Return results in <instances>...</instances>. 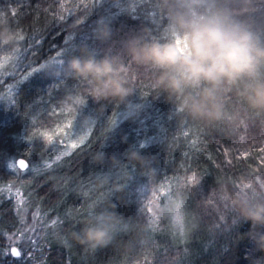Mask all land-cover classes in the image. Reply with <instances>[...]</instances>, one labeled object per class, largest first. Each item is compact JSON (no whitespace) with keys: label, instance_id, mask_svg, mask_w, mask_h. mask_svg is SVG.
<instances>
[{"label":"trees","instance_id":"16d2710c","mask_svg":"<svg viewBox=\"0 0 264 264\" xmlns=\"http://www.w3.org/2000/svg\"><path fill=\"white\" fill-rule=\"evenodd\" d=\"M100 16L112 21L114 40L144 27L167 38V21L155 11L154 0H0V21L24 36L17 46L19 59H7L15 49L0 50V74L11 72L0 79V264H33L11 255L12 246L22 252L35 247L37 264H253L264 254L255 251L251 240L240 238L250 225L229 230L231 217L215 211L211 199L204 212L201 201L220 179L246 175L264 183V113H250L248 128L235 132L226 125L192 121L172 113L173 105L153 87L152 74L137 69L134 99L142 98L145 109L139 118L125 119L119 102L104 101L101 107L87 97L81 82L47 78L41 64L65 58L84 41L97 46L92 28ZM77 90L82 104L63 111L69 107L62 98ZM232 101L233 107L240 106L237 98ZM58 125L63 131H57ZM141 141L148 142L143 154L155 155L159 193L143 200L136 185L116 192L124 184L119 177L127 167L123 161L115 169L119 183L102 187L97 180L101 166L93 162L97 153L104 148L109 156L123 159L126 149ZM72 142L79 146L69 148ZM62 152L68 154L55 161ZM19 157L27 168L16 166ZM193 174L197 184L191 182ZM181 184L191 189L183 235L171 220L152 216L153 203H162ZM113 200L117 211L135 223L141 239L133 242L135 233L122 234L97 250L78 243L73 233L80 221L93 206ZM24 225L38 232L36 244H10L6 236H15Z\"/></svg>","mask_w":264,"mask_h":264},{"label":"clouds","instance_id":"9594fccd","mask_svg":"<svg viewBox=\"0 0 264 264\" xmlns=\"http://www.w3.org/2000/svg\"><path fill=\"white\" fill-rule=\"evenodd\" d=\"M154 8L167 21L166 39L144 27L114 40L112 21L100 16L92 28L97 46L81 42L70 55L46 62L40 70L49 79L81 82L96 104L119 102L125 119L135 120L145 109L142 98L134 99L136 70L143 69L152 74L153 87L173 105L172 113L209 125H226L233 132L247 129L250 113H264V0H154ZM18 44L15 30L0 21V45L16 49ZM233 97L240 106H232ZM61 102L65 107H79L82 93H67ZM147 145L141 141L139 146H129L123 159L109 156L102 148L93 158L101 166L100 185L119 183L115 169L123 161L127 167L119 177L124 184L115 191L136 185L141 199L152 200L159 186L155 155L142 151ZM109 162L112 166L105 168ZM141 187L145 191L140 192ZM190 192L183 184L175 186L162 203H153L152 216L172 221L178 211L183 212ZM209 199L215 211L231 217L229 230L248 223V231L240 238L251 240L255 251L264 254V183L246 175L220 179L201 201L206 213ZM118 207L114 200L93 206L73 238L91 250L114 244L122 234L135 233L133 242L139 241L142 234ZM253 264H264V256L254 258Z\"/></svg>","mask_w":264,"mask_h":264},{"label":"snow or ice","instance_id":"6c2138e0","mask_svg":"<svg viewBox=\"0 0 264 264\" xmlns=\"http://www.w3.org/2000/svg\"><path fill=\"white\" fill-rule=\"evenodd\" d=\"M16 37H17L18 40H23V39H24V36H23L20 32H16ZM0 50H3V46H2V45H0ZM20 55H21V53H20V49H19V48H16V49L13 51L12 55H11L10 57H7V59H13V58H15V59H19ZM59 55H60V54L58 53V56H59ZM52 59H53L54 62H59V61L61 60V59H58V58H56V57H54V58H52ZM42 66H43V64L40 65V68H41ZM33 71H37V70L34 69ZM70 110H71L70 108H65V109H63V111H70ZM68 126H71L70 122H69V125H68ZM57 131H63V129L58 125V126H57ZM46 135H47L48 140L51 141V140H52V136L49 135V134H47V133H46ZM82 142H83V141L81 140L80 143H82ZM78 146H79V145H78V143H76V142H72V143H70V144L68 145L69 148H73V149L76 148V147H78ZM66 154H68V153L62 152L60 155H58V156L55 157V161H59V160H61L62 157H63L64 155H66ZM245 155H247V154H245ZM12 166L15 167V165H12ZM18 166H19V168H22V169L27 168V164H26V162H25L23 159L19 160V165H18ZM45 166H46V167H49V168L52 167L51 164H46ZM190 179H191L192 184H197V183H198V179H197V177H196L195 174H193V176H192ZM164 191H165L164 186H161V192L163 193ZM22 202H23V201H21V203H22ZM149 211H150V209H149ZM36 215L39 216V213L37 212ZM155 219H156V218L153 217V220H155ZM183 221H184L183 212L178 211V212L176 213L174 219L172 220V224L177 228V230L179 231V233H180L181 235L184 234V223H183ZM52 224H56V221L53 220V221H52ZM32 231L34 232L35 229H32ZM29 239L31 240V242H32L33 245L36 244V239H35V238H33V237H29ZM11 255H13L14 257H20L21 252H20L18 249H16V248H12V249H11Z\"/></svg>","mask_w":264,"mask_h":264},{"label":"rangeland","instance_id":"374dc122","mask_svg":"<svg viewBox=\"0 0 264 264\" xmlns=\"http://www.w3.org/2000/svg\"><path fill=\"white\" fill-rule=\"evenodd\" d=\"M10 74H11V72H8V71L2 72L0 74V79H3V78H5V76L10 75ZM17 204H21L20 194H18ZM183 223H184V226H185L186 225V221L184 220ZM172 226H173V228L176 231H178L177 228L173 224H172ZM32 229H34V227H28V225H26V226L24 225L23 228L21 229V231H19L15 236H14L13 233L8 234L6 236L7 240L9 241L10 244H13L14 242L18 243V242H21V241L30 240L29 237H33L37 241V239L39 237V234H38V232H33ZM184 229H186V228H184ZM185 232L186 231L184 230V233ZM33 249H35V247H32V249H26L24 252H22L21 249H19V251L22 252V254L20 255V257H21L20 260L29 258V259H31L33 261V264H37L38 261L35 260Z\"/></svg>","mask_w":264,"mask_h":264},{"label":"water","instance_id":"95a60500","mask_svg":"<svg viewBox=\"0 0 264 264\" xmlns=\"http://www.w3.org/2000/svg\"><path fill=\"white\" fill-rule=\"evenodd\" d=\"M21 159H23V158H20V157H19V158H17V159L15 160V164H16V166H17L18 168H19V166H18V165H19V160H21ZM23 160H24V159H23ZM24 161H25V160H24ZM25 162H26V161H25ZM20 169H22V168H20ZM12 248H16V249H17L16 246H12V247L10 248V252H11V249H12Z\"/></svg>","mask_w":264,"mask_h":264}]
</instances>
